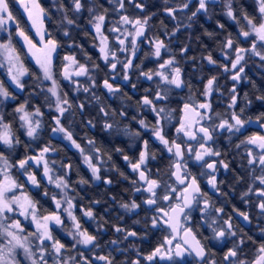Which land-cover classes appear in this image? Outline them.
Segmentation results:
<instances>
[{"label": "snow or ice", "instance_id": "obj_1", "mask_svg": "<svg viewBox=\"0 0 264 264\" xmlns=\"http://www.w3.org/2000/svg\"><path fill=\"white\" fill-rule=\"evenodd\" d=\"M216 2L217 0H195V10L191 11V15L187 17L188 20H192L200 13L208 15L211 7ZM256 2L260 17L259 22H256L255 18L242 9L234 11L233 0H225L226 15L229 19L237 22L243 19L246 21V26L241 27L238 37L234 38L228 35L220 45L221 56L226 63L218 64L213 59L211 53L204 57L209 65L219 66L224 73H231L230 79L233 81V85L229 89L231 93V100L228 105L230 115L222 117L220 113H214L213 111L211 96L214 91H218V87L217 77L212 76L207 79L204 91L201 93L204 97L202 102L195 101L190 96L188 102L183 104L181 109L182 115L178 122L179 126L175 128V132L178 138L182 135L185 139L181 140V142H177V139H169L163 129L161 120L170 118V112L165 107H159L158 105L168 100L169 91L172 87L182 89L190 87V85L183 79L182 69L178 66L175 56L164 59L155 70L141 72V75L148 81H153L154 78L159 79L155 95L151 96V98L149 95H145L138 101L139 107L150 109L155 114L157 120L154 125L147 124L144 119H140L138 123L143 129L151 128L153 139L163 146L170 160L167 170L169 180L164 181L153 178V172L148 167L149 162L156 159V153L149 149L148 140H143L136 162L133 163L127 155L123 156V159L130 165L131 170L137 175V179L132 181V183L139 186L134 187L133 191L135 193L146 194L141 203L147 206L148 211L154 213L151 217V227L170 231V235L165 237L163 243L145 257L150 262L154 261L157 257L174 261L175 258L192 256L197 258L200 264H216L215 260L208 261L211 253L206 245L202 243L201 239L198 238L197 226L191 224L192 213L194 211L200 212L201 221L210 229L212 233L210 239L220 241L226 236L237 237V231L233 230L234 225L231 216L228 219H223V217L219 216L223 212V209H213V205L209 202L207 194L202 193L197 178L192 176L188 171V160H192L201 168L207 169V172H202L201 174L209 175V185L216 191H219L215 175L217 165L219 164L225 170L228 169L229 165L223 160H212L209 162L206 159V157H219L221 155L219 150L211 146L215 142L214 137L223 131H227L230 135L241 133L246 125L253 123L251 119H242L243 108H240L239 111L235 109L238 100L236 85L242 80L248 79L245 73V65L248 62L246 57L250 59L255 56L264 61V0H256ZM111 3L114 6V12L118 14L124 13L119 16V21L113 22L114 26L108 29L109 32L117 33L115 39L120 45L119 51H130L131 56L134 57L138 49V41H147L148 45L153 49L150 55L156 58H161L162 50L164 52L169 51L163 40L158 37L149 38L146 35L150 28L149 21L155 13L143 15L142 18L141 16L133 18L126 12V0H111ZM192 3L193 0H181L175 7H165L164 11L170 18L175 19L178 12L191 10L190 6ZM127 4L137 9L141 14L146 12L148 7L147 0H127ZM84 8L85 4L82 0H71V11L73 13L78 14ZM24 10L28 13V18L32 21L33 27L37 26V21L40 22V27H37V34L40 36V47H37L17 25L18 35L23 38L24 43L28 47V52L35 59L36 64L42 72V78L36 77L37 83L42 84L43 81H51L50 87L40 89L39 93L34 90L30 93V96L38 97V95L47 93L45 95V104L50 109L54 106L57 113L53 117L55 124L51 129L53 135H61L62 139L70 142V145L76 148L83 156V163L90 170L93 180H100V169L103 164L101 149L95 147V141L92 139L87 141V148L82 147L73 138V133L61 123V118L65 117L66 113L72 112L73 105L67 99L66 93L61 94L58 83L53 78L52 58L53 53L57 51L59 45L55 39L49 38L45 40V32L42 30L45 10L40 7L36 0H32L31 7L24 5ZM58 10L64 11L63 19L67 25H75V20L69 18L67 10L64 9L63 5ZM87 10L91 14L89 23L94 29L96 37L99 38V51L102 59L113 72H115L117 64H122L124 70L123 81L130 83L131 78L128 74V69L134 66L133 60L132 58H127L125 61H120L117 51L110 48L108 37L104 34L107 12L97 13L94 5L93 7H88ZM13 20L14 17L9 11L7 0H0V29H5L8 22ZM117 23L121 27H116L115 24ZM123 26H130L131 31L128 27ZM185 27H190V25H185ZM218 27L223 29L224 25L218 23ZM245 27L247 30H245ZM176 30L169 33V35H175ZM121 34L124 38H121ZM64 35L69 36V32L65 30ZM241 39L243 42L250 40V46L247 48L240 47L239 43ZM188 50V46H185L181 48L180 52L186 55ZM64 59L66 63L62 75L64 79L71 81L76 86L77 91L82 88L83 92L88 93L90 88L95 87V79L86 64L80 63L75 56H66ZM0 66L7 67L12 86L15 90L22 93L25 90L23 78L32 75V73H29L28 69L24 67L20 54L11 44L10 40L7 43H0ZM96 68H98V65L93 64L92 69ZM74 77H87L91 81V84L88 87H84ZM112 79L113 82H110L109 78H105L102 82V86L109 94L121 91L119 84H115V78ZM131 87L135 89L137 85L132 84ZM246 96L247 94H245ZM50 98H54V101ZM15 99L16 96L12 92H9L4 87V84L0 82V104L8 100L14 101ZM95 99L99 100V97H95ZM257 99L264 101V95L258 96ZM29 103L30 101L26 99L14 111L19 114L20 127L25 130L26 136L35 140L43 127L41 118L44 113L41 111L40 106H34L29 110ZM76 107L82 111L85 105L81 103L76 105ZM100 112L105 118L115 115L114 112H109L104 107L100 108ZM119 116L126 118L127 113L120 111ZM214 118L219 119L220 122L215 123ZM256 120L264 121V114L258 116ZM87 124L90 127H94L91 120L87 121ZM118 124V121L110 123L106 119L103 127L105 130H115L123 132L125 135L140 137V131L129 132L127 127L120 129ZM260 127L264 128V123H261ZM19 144L20 140L12 131L11 124L6 123L3 116L0 115V147L13 151ZM241 146H244L246 149L247 164L253 170L259 166L262 173L259 176L254 175L252 177L253 182L258 181L261 187L253 189L249 186L248 191L243 193L242 196H248L249 193L255 191L260 198L257 207L264 214V135L253 134L248 136L244 140H241L236 145V148L239 149ZM55 151L56 149L50 144L45 145L35 155H26L24 158L16 161L15 164L9 163L4 151H0V264H20V260L18 259L20 255L29 264H49V261H51V264H78L75 257L65 255L68 251L67 246L53 235L55 227H64V217L72 222L69 235L74 240L73 249L77 245H82L89 250L98 246L96 235L89 233L86 228H83L80 220L74 214L75 204L73 200L75 197L69 195L71 186L66 179L67 171L71 169V165H61L65 169V175H59L55 170V161L47 159L49 153ZM116 151L122 150L116 149ZM31 167L42 168L43 178L49 185H53L59 190V198L56 195L50 194L47 190L43 193L44 196H51L54 202L55 210L52 212H48L47 214L42 212L38 202L23 191L19 195L16 194L23 189L24 185L18 183L11 175L13 168L19 169L21 175H24L26 181L32 186L36 188L40 187L36 175L29 171ZM155 175L156 177L161 176V170L157 169ZM79 182L86 183L84 180ZM104 182L106 184L112 183L110 179H105ZM94 203H99V201H95ZM120 207L128 212H133L140 207V204L132 200L131 202L122 203ZM81 211L84 217L90 220L96 219L91 208L82 209ZM213 211L217 216H213ZM238 215L243 221L249 222L250 218L247 213L239 212ZM21 218L33 226L32 231H27L24 228ZM99 227L103 228V224H100ZM114 231L123 233L125 240L138 235L137 232L125 230L120 226H114ZM261 231L264 232V229ZM177 239L179 242L174 244V241H177ZM109 243L117 245L118 241L112 240ZM245 243L244 237H239L233 247L229 248L225 253L224 260L229 261L230 264H264V244H260L256 249L253 260L238 259V254L242 252L241 246ZM96 259L104 261V264H114L113 259L107 255L97 256ZM80 260L84 261V264H91V261H88L82 253L80 254ZM132 264H140V260L137 259ZM176 264H181V262L176 261Z\"/></svg>", "mask_w": 264, "mask_h": 264}, {"label": "trees", "instance_id": "obj_2", "mask_svg": "<svg viewBox=\"0 0 264 264\" xmlns=\"http://www.w3.org/2000/svg\"><path fill=\"white\" fill-rule=\"evenodd\" d=\"M39 2L46 13L44 18L46 37L55 39L59 45L52 61L53 76L58 83L61 94L66 93L67 99L73 105L72 112L66 113L65 117L61 118V123L73 133V138L82 147L87 148V141L92 139L95 141V147L101 149L103 159L100 169L101 179L93 180L90 170L83 163V156L80 152L62 139L61 135H53L51 131L55 126L53 117L57 113L53 108L50 109L45 104V95L47 93L38 95V97L30 96V93L34 90L39 93L40 89L48 88V81H43L42 84L37 83L36 77L42 78V72L29 58L26 49L15 35V28L18 25L30 39L35 40V35L16 0H7L9 11L14 17L15 24L8 28V32L0 29V40L10 39L12 45L20 54L25 68L32 75L23 78L25 90L21 93L11 86L0 69V82L4 84V87L9 92L16 96L14 101L8 100L0 104V115L3 116L6 123L11 124L12 131L20 140V144L16 146L15 150L8 151L0 147V151H4L9 163L15 164L16 161L26 155H32L45 145L50 144L56 151L49 153L47 159L55 161L56 172L59 175H65V169L61 165H71V169L67 171L66 179L71 186L69 195L75 197L73 200L75 204L74 214L80 220L81 225L89 233L97 237L96 243L98 246L86 251L91 254L105 253L109 255V242L114 234V226L124 227L127 230L134 229L136 232L140 230L139 237L137 236L135 242L140 245L142 240L146 239L149 241V249L151 250L156 244L161 243L165 236L164 229L151 227V217L154 213L128 212L120 207L125 202H131L132 200L137 202L138 194L133 189L139 185H133L132 183V181L137 179V175L131 170L130 165L123 159V156L127 155L133 163L136 162L143 140H148L149 149L156 153V159L150 161L148 165L153 175L159 169L161 170L160 179L169 180L167 175L170 163L169 155L164 151L163 146L153 139L151 128L143 129L138 123L140 119H144L147 124L154 125L157 120L150 109L139 107L138 101L141 100L143 95H149L150 97L155 95L159 79L154 78L153 81H148L141 75V72L155 70L164 59L175 56L178 66L182 69L183 79L190 85V87H184L182 90L172 87L169 91L168 100L158 105L159 107H165L170 112V118L162 119L161 124L167 137L171 139L175 129L174 125L180 117L181 107L185 102H188L190 96L195 101L203 97L201 93L204 91V86L210 77H217L218 89L222 88L224 93H227V100H231L229 89H231L233 81L230 79V73H224L219 66L209 65L204 57L211 53L218 64L226 63L221 56L220 45L228 35L234 38L238 37L241 27L246 26V21L240 19L237 22L229 19L225 13V0L216 2L211 7L208 15L200 13L192 20H188L187 17L191 15V11L195 10L192 8L194 3L190 6L191 10L178 12L176 18L172 19L164 9L165 7H175L181 0H167V2L166 0H147V11L143 14L127 4L126 0V12L130 17L134 18L155 13L149 21L150 28L146 35L149 38H160L169 49L168 52L162 50L161 58H156L150 55L153 49L148 43L141 44L132 58L134 66L128 69V74L131 78L129 83L123 81L124 70L122 64H117V68L113 72L102 59L97 47L98 38L89 23L91 14L87 10L88 7H93L94 5L97 13L106 11L107 18L104 25V34L108 37L109 46L117 51L120 61H125L128 58V53L123 54L118 50L119 44L114 37L116 33L108 31L114 26L113 22L119 21V16L124 14L123 12L118 14L113 11L114 6L111 0H82L85 8L78 14L71 11V0H39ZM61 5L67 10L69 18L75 20V25L69 26L66 24L63 19L64 11L58 10ZM233 9L234 11L242 9L255 18L256 22H259L260 17L256 0H233ZM218 23L223 24L224 28L218 27ZM185 25H190V27H185ZM177 28L178 30H176ZM65 30L69 32V36L64 35ZM174 30H176L175 35H169ZM245 30H247L246 27ZM250 43V40L243 42L241 39L239 46L247 48ZM185 46H188L189 49L186 55L180 52L181 48ZM66 56H75L80 63L86 64L91 70V75L95 79V87L90 88L88 93L83 92L82 88L77 91L76 86L71 81L64 79L62 73L66 63L64 59ZM246 59H248V62L245 65V73L248 79L242 80L236 85L238 100L235 110L239 111L240 108H243L242 116L245 119H251L261 124L264 121H257L256 118L264 114V101L257 99L258 96L264 95V61L255 56L250 59L246 57ZM93 64L98 65V68L92 69ZM117 77L121 78L116 79ZM105 78H109L110 82H113L112 78H115V84H119L121 91L109 94L102 86ZM74 79L78 80L80 85L84 87H88L91 84L87 77H74ZM132 84H136L137 87L133 89L131 87ZM245 94H247L246 97ZM95 97H99V100L95 99ZM219 98L221 97L216 96L215 100L218 102ZM26 99L30 101V110L34 106H40L41 111L44 113L41 118L43 127L35 140L26 136L25 130L20 127L19 116L14 111ZM50 99L54 101L53 98ZM81 103L85 105L82 111L76 107V105ZM101 107H104L109 112H114L115 115L105 118L100 112ZM221 107L223 108V106ZM221 107L217 105L214 113L221 114L223 112ZM120 111L127 113L126 118L119 116ZM106 119L110 123L118 121L120 129L127 127L129 132L140 131L141 135L140 137H135L115 130H105L103 126ZM89 120L92 121L94 127H90L87 124ZM215 120L219 119L214 118ZM252 125L244 133L229 134L216 143L221 156L229 167L227 170L224 169L219 176V191L213 197V205L216 208H222L225 213L227 212V206L234 211H247L251 205L256 206L254 200L249 199L253 195L252 192L248 196H242V194L248 191L249 186L253 189L258 186L259 182H253L252 177L254 175L259 176L262 173L259 166L253 170L247 164L248 158L244 146L239 149L236 148V145L241 140L259 132L260 129L255 124ZM262 129L264 130V128ZM116 149H121L122 151H116ZM12 171L16 175L17 180L24 185L22 191L38 202L42 212L54 211L51 196H44L43 193L47 190L50 194L58 197L59 190L47 183L41 174L40 167L34 169V174L40 183L39 188L28 183L26 178H23L16 168H13ZM105 179H110L112 183L106 184L104 182ZM81 180L86 181V183H80L79 181ZM95 201H99V203H94ZM88 208H91L94 212L95 220H90L82 215L81 210ZM258 214L263 218L264 226V214L261 211ZM144 215L148 216L144 217ZM144 219L148 221L149 225L145 226L143 223ZM127 221L131 224L127 225ZM100 224H103V228L99 227ZM250 230L245 232L246 249L241 246L242 252L238 254V259L251 260L255 257V249L258 243H256L255 233ZM240 231L241 229H238V232ZM55 237H57L56 234ZM223 246L216 248L217 250L213 249L217 264L227 263L224 260L225 250L231 245L225 248ZM70 248L74 250L71 245Z\"/></svg>", "mask_w": 264, "mask_h": 264}, {"label": "flooded vegetation", "instance_id": "obj_3", "mask_svg": "<svg viewBox=\"0 0 264 264\" xmlns=\"http://www.w3.org/2000/svg\"><path fill=\"white\" fill-rule=\"evenodd\" d=\"M220 0H217V2ZM193 5L192 8L195 9V0H193ZM191 8V7H190ZM138 43L143 44V43H147L146 41L144 42H140L138 41ZM120 79L121 77H117L116 79ZM183 89V88H182ZM181 89V90H182ZM216 96H220L221 98H219L218 102L215 100ZM151 98V97H150ZM204 97L200 98V100L198 101H203ZM211 101H212V108L213 111L215 110V107L217 105L223 106V108L221 109V111L223 110V112L221 113L222 117H226L228 115H230V110L228 108V102H230V100H227V93H224L222 88H219L218 91H214L212 96H211ZM218 103V104H217ZM183 107V106H182ZM181 107V109H182ZM182 113H180V117H181ZM179 117V119H180ZM242 119H245L242 116ZM247 120V119H246ZM179 120L175 123L174 127H178L179 126ZM215 123H219V120H215ZM253 124V123H252ZM252 124H248L245 126L244 129H242L241 133H244L245 131H247L251 126H253ZM259 130V132H257V134H262L264 132V130L256 125ZM256 134V133H254ZM229 133L227 131H223L221 132L219 135L214 137L215 142L211 144V146L216 149L219 150L216 143L218 142V140H222L224 137L228 136ZM253 135V134H252ZM251 136V135H250ZM171 139H177V142H181V140L185 139L184 137H182V135L178 138L177 134L175 132V129L173 130V135ZM193 144H195V142H193ZM220 151V150H219ZM206 159L209 160V162H211L212 160H216V161H220V160H224V158L220 155L219 157H211V158H207ZM224 168L219 166V164L217 165V171L215 173L216 175V180H217V187H218V180H219V176L221 173H223ZM188 171L190 172V174L192 176H195L197 178L199 187L202 191V193H206L207 194V198L209 199V202L213 205V197L216 196L217 192L215 189H213L211 187V185H209L208 180H209V175H202V172H207L208 170L205 168H201L198 164H196L194 161L192 160H188ZM153 178H157L156 175H153ZM160 179V177H158ZM261 187V185L256 186L254 189ZM253 195L250 196V200H254V203L256 204V206H250V208H248L247 211H234L230 208H228L227 206V212L225 213V211L223 210L222 213L219 214V216L223 217V219H228L229 216H231L232 218V223L234 225V229L235 231H237V237L236 238H232V237H225L223 240L217 241V240H212L210 239V237L212 236V233L210 231V229H208L203 222L201 221V214L199 211H194L192 213V220H191V224L193 226H197L196 230H197V236L199 239H201L202 243H204L206 245V247L209 249L211 255L208 257V261H212L215 260L216 262V258L214 257V252L213 249H218L220 246L224 245L223 247L225 248L226 246H230L229 248H232L234 243H236V240L239 239V237L246 235V231L250 230L251 228L254 230H250L252 232L255 233V238H256V243H258V245L256 246V249L259 247L260 244H264V232H262L261 230L263 229V218L258 214V212H260L261 210L257 207L258 203L260 202V198L257 196V194L255 193V191L252 192ZM138 194V198H137V203L140 204V207L138 209H136L133 212H142V213H147L150 212L148 211V208L146 205L142 204L141 201L146 197V194L144 193H137ZM163 206V205H162ZM202 206V205H201ZM216 207H214L213 205V209H215ZM239 212H245L248 214L249 216V222H245L243 221V219L238 215ZM225 214V216H224ZM148 215H144V217H147ZM213 216H217V214L213 211ZM84 220H86V218H84ZM127 225H130V222H126ZM143 223L145 224V226L149 225L148 221H146L145 219L143 220ZM83 226V225H82ZM84 228V226H83ZM124 228V227H123ZM145 229V227H143ZM125 230H127L126 228H124ZM159 229V228H158ZM238 229H241L240 232H238ZM128 231H135L134 229H129ZM136 232V231H135ZM55 229L53 230V235L55 237ZM138 237H139V233L140 230H138ZM164 233L165 236L162 240L161 243H163L165 237H168L170 235V231L164 229ZM124 234L123 233H117L114 231L113 237L110 241L112 240H116L118 241L117 245H113L110 243V253L109 255L105 254V253H94L91 254L90 252L86 251L87 249L84 246H80L77 245L76 248H74V250H71L70 245L72 247L73 245V240L69 239L63 235H59L57 234V239H59L62 243H64L67 248L68 251L65 253L66 256H71L73 255L76 260H78V264H84V261L80 260V254L82 253L84 257L87 258L88 261H91V264H104L103 261H99L96 259L97 256H103V255H107L110 256L113 261L114 264H132L133 261H136L137 259L140 260V264H176V261H180L181 264H200L199 260L197 258H194L192 256H186L184 258H175L174 261H169L167 259H160L159 257H157L154 261H148L145 259V257L149 254H151L153 252V250L159 246L161 243L156 244V246L154 248H152L151 250L149 249V241L142 240L141 244L139 245L138 242H135V240L137 239L136 237H129L127 240H125L123 238ZM176 242H179V240L177 239V241H174V244ZM243 247H245L244 249H246V244L242 245ZM216 249V250H217ZM228 249L225 250V253L228 251ZM256 249H255V253H256ZM76 251H78L76 253ZM218 255V254H216ZM255 258V257H254ZM253 258V259H254ZM235 259V258H234ZM251 259V260H253ZM243 260H246L245 258H243ZM251 260H246V261H251ZM51 262V261H49ZM228 264L229 261H226ZM217 264V263H216Z\"/></svg>", "mask_w": 264, "mask_h": 264}, {"label": "rangeland", "instance_id": "obj_4", "mask_svg": "<svg viewBox=\"0 0 264 264\" xmlns=\"http://www.w3.org/2000/svg\"><path fill=\"white\" fill-rule=\"evenodd\" d=\"M36 2L40 5V7L42 8V6H41V4H40V2H39V0H36ZM16 3H17V5L19 6V8H20V10L23 12V14L25 15V17H26V20H27V22H28V25L30 26V28L32 29V31H33V33H34V35H35V40H32L33 41V43H35L36 45H37V47H40V43H39V41H40V36L37 34V27H40V22L39 21H37V26L36 27H33V24H32V21L28 18V13L24 10V5H27V6H29V7H31V3H32V0H16ZM226 11H227V9H225V13H226ZM45 16H46V13L43 15V24H42V30L45 32V40H47V39H49V38H47L46 37V30H45V23H44V18H45ZM143 16H141V18H142ZM15 24V20H13V21H9L8 22V25H7V27L5 28V29H1V30H3L4 32H8V28L11 26V25H14ZM116 25V27H121L118 23L117 24H115ZM123 27H128L129 28V30L131 31V27L130 26H123ZM15 35H16V37L18 38V40L20 41V43L24 46V48L26 49V51H27V54H28V56H29V58L36 64V62H35V59L32 57V55L28 52V47H27V45L24 43V40H23V38L22 37H20L19 35H18V28L16 27L15 28ZM117 36V33H116V35L114 36V37H116ZM98 38V37H97ZM121 38H124L123 37V35L121 34ZM9 40L10 39H7V40H5V41H1L0 40V43H7V42H9ZM117 43H118V41L117 40H115ZM147 42V41H146ZM127 43V42H126ZM12 44V43H11ZM99 38H98V44H97V47H98V49H99ZM119 48H120V45H119ZM140 48V43H138V49ZM137 49V50H138ZM137 52V51H136ZM120 53H128V58H133V56H131V52L129 51V52H121L120 51ZM54 54L55 53H53V58H54ZM53 58H52V61H53ZM168 59V58H167ZM24 65V64H23ZM37 65V64H36ZM38 66V65H37ZM25 67V66H24ZM39 67V66H38ZM0 69H1V71H3V73H4V76L6 77V79H7V81L11 84V82H10V78H9V76H8V70H7V67L6 66H0ZM230 75H231V73H230ZM53 78H54V76H53ZM55 79V78H54ZM11 86H12V84H11ZM51 86V81H48V87H50ZM60 91V90H59ZM54 99V98H53ZM202 102V101H201ZM229 103L230 102H228V105H229ZM53 109H54V111H55V108H54V106H53ZM30 110V109H29ZM56 112V111H55ZM18 116H19V114H18ZM21 122V121H20ZM256 122V121H255ZM254 121H253V124H255V125H258V126H260V123L259 122H256L255 123ZM257 134V133H256ZM262 135H264V132L262 133ZM67 141V140H66ZM68 142V141H67ZM68 143H70V142H68ZM37 152H39V150H37L36 151V153ZM36 153H34V154H32V155H35ZM11 164H14V163H11ZM36 168H38V167H31L30 169H29V171H31L32 173H34V169H36ZM17 171H18V173L20 174V170L19 169H17ZM41 174H43V169L41 168ZM11 175L17 180V178L15 177L16 175L15 174H13V171L11 170ZM21 176H23V178H26L24 175H21ZM17 182L18 183H20L18 180H17ZM21 184V183H20ZM22 190H20V191H18L16 194L17 195H19L20 194V192H21ZM27 194V193H26ZM28 195V194H27ZM60 197V193H59V196L57 197V198H59ZM74 203V202H73ZM53 204H54V202H53ZM54 210H55V206H54ZM45 214H47V213H45ZM63 215V214H62ZM21 220H22V224H23V226H24V228L27 230V231H32L33 230V226L32 225H30L29 224V222L28 221H24L22 218H21ZM71 227H72V222L69 220V219H67L66 217H64V227H55L54 229H55V231H56V235L57 234H59V235H63V236H65V237H67V238H69V239H72V236L71 235H69V230L71 229ZM53 229V230H54ZM73 240V239H72ZM73 244H74V240H73ZM80 246H82V245H80ZM78 251H76V253H77ZM72 257H74L73 255H71ZM18 259L20 260V264H29V262L27 261V260H25L24 258H23V256L22 255H20V256H18ZM77 262H78V260H76ZM100 261V260H99ZM104 262V261H103ZM49 264H51V262H49Z\"/></svg>", "mask_w": 264, "mask_h": 264}, {"label": "water", "instance_id": "obj_5", "mask_svg": "<svg viewBox=\"0 0 264 264\" xmlns=\"http://www.w3.org/2000/svg\"><path fill=\"white\" fill-rule=\"evenodd\" d=\"M143 96H145V95H143ZM143 96H142V97H143Z\"/></svg>", "mask_w": 264, "mask_h": 264}]
</instances>
